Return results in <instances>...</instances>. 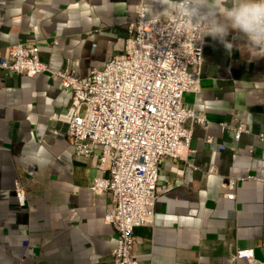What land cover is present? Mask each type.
<instances>
[{
    "label": "crops",
    "instance_id": "crops-1",
    "mask_svg": "<svg viewBox=\"0 0 264 264\" xmlns=\"http://www.w3.org/2000/svg\"><path fill=\"white\" fill-rule=\"evenodd\" d=\"M140 1L0 0V58L13 45L38 44L50 69L0 85V264H114L112 200L91 190L105 174L52 120L72 100L55 73L86 80L121 58ZM144 2L161 11L157 0ZM236 36L227 37L231 51L206 37L202 93L185 95L184 105L209 124L194 127L184 159L162 160V185L174 188L159 199L153 226L135 230L138 264H248L236 259L239 249L264 261V50ZM242 123L251 133L237 141ZM231 179L240 180L235 201L227 199Z\"/></svg>",
    "mask_w": 264,
    "mask_h": 264
},
{
    "label": "built area",
    "instance_id": "built-area-1",
    "mask_svg": "<svg viewBox=\"0 0 264 264\" xmlns=\"http://www.w3.org/2000/svg\"><path fill=\"white\" fill-rule=\"evenodd\" d=\"M144 1L137 7L121 58L86 80L69 70L55 73L72 92V100L68 112L52 120L68 126L76 155L94 161L105 174L94 180L91 190L112 200L106 222L119 237L114 264H138L133 257L135 230L153 226L159 199L174 188L162 185V160L184 159L194 127L209 124L206 116L184 105L185 95L202 93L206 37L201 40L195 29L180 33L170 15L149 19ZM49 71L38 44L13 45L8 57L0 58V85L7 76L35 78ZM235 132L237 141L251 133L244 123ZM239 181L231 179L227 185L228 200H236ZM16 193L25 207L19 183ZM236 259L264 264L249 250L239 249Z\"/></svg>",
    "mask_w": 264,
    "mask_h": 264
},
{
    "label": "clouds",
    "instance_id": "clouds-1",
    "mask_svg": "<svg viewBox=\"0 0 264 264\" xmlns=\"http://www.w3.org/2000/svg\"><path fill=\"white\" fill-rule=\"evenodd\" d=\"M161 11L154 13L146 4L147 14L154 18L167 13L179 26L180 33L197 30L202 40L211 37L228 51L233 43L227 40L231 31L246 41L247 48L264 50V0H157Z\"/></svg>",
    "mask_w": 264,
    "mask_h": 264
}]
</instances>
